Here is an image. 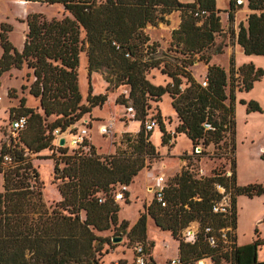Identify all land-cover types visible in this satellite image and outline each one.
I'll return each instance as SVG.
<instances>
[{
	"label": "trees",
	"instance_id": "obj_1",
	"mask_svg": "<svg viewBox=\"0 0 264 264\" xmlns=\"http://www.w3.org/2000/svg\"><path fill=\"white\" fill-rule=\"evenodd\" d=\"M48 5H61L65 16L46 19L40 14L26 17L27 31L21 51L9 43L5 34L0 35L3 53L0 57V76L12 68L26 65L28 77L33 80L29 95L38 100L39 112L25 108L20 100L19 117H26V126L15 139L3 142L0 147V174L3 183L0 192V264H100V257L108 253L104 245L111 238L100 236L114 229L125 234L130 244L139 243L154 264L147 242V216L160 231L169 232L178 241L179 264H192L211 257L218 264L221 260L231 264H264L258 261V248L264 238L237 246L236 199L264 195V185L238 186L235 156L230 162L231 175L213 170L211 175L195 177L186 167L175 174L164 189L165 206L155 199L144 207L137 221L128 230L129 223L119 222V204H128V193L121 201L114 196L119 187H127L146 167V161L156 157V148L150 142L152 131L145 126L155 121L161 133V146L177 134H184L196 148L198 144L217 145L227 132L231 133V151L236 150L235 135V74H238L239 92L250 91L263 76L261 69L245 64L235 70L233 57L228 72L210 63L211 56L222 53L216 49L210 55L200 56L207 65V86L202 87L186 72L192 65L191 57L203 53L214 45L222 32L220 10L216 0H23ZM229 0L227 32L245 55L264 56V0ZM245 5L250 13L245 24L232 27L236 11ZM178 11L180 24L171 32L168 51L182 57L181 65L164 63L159 57L157 43H150L145 32L147 26L169 24L168 16ZM7 31V30H4ZM84 34L82 38L81 35ZM85 52L89 82L86 104L78 86L80 54ZM189 59L190 61L187 62ZM151 70H159L169 81L154 85L147 78ZM101 73L108 83V91L128 88V94L119 95L115 102L132 110L133 120L139 122L136 134L125 133L122 142L127 148L116 147L113 154L98 156L90 144L89 152L76 150L68 155L67 147H60V161H55L54 179L60 201L49 210L42 197V183L29 159L30 154L53 150L54 131L64 133L96 106H102L106 94L93 95L91 74ZM182 78L188 86L181 89ZM229 89L228 92L226 89ZM164 95L171 99L178 124L174 133H168L160 111L147 120L150 102H160ZM246 113H261L255 101H240ZM54 117V120H47ZM15 120V119H13ZM12 120V121H13ZM210 123L214 130H206ZM89 124L84 123L83 126ZM69 134V133H68ZM264 161V152L260 154ZM62 163L63 167H59ZM219 185L230 195L227 213L213 212L222 195ZM102 200L99 202V200ZM192 223L199 230L193 242L182 239V231ZM206 228L217 239L215 247L205 241ZM225 234L226 238H222Z\"/></svg>",
	"mask_w": 264,
	"mask_h": 264
},
{
	"label": "rangeland",
	"instance_id": "obj_2",
	"mask_svg": "<svg viewBox=\"0 0 264 264\" xmlns=\"http://www.w3.org/2000/svg\"><path fill=\"white\" fill-rule=\"evenodd\" d=\"M219 6L225 5L224 0H217ZM223 9V8H221ZM245 5L239 8L235 15L240 17V14H248ZM29 14H40L46 19L52 18L61 19L65 16L64 9L61 5H48L36 2L23 3L21 0H0V35L5 34L9 43L17 51H21L25 39V33L27 31L26 17ZM179 12H173L168 16L169 24H159L157 27L147 26L146 31L148 36L152 40H156L160 43L169 41L170 30L175 26L176 17L179 16ZM223 25H228V20L225 19V14L222 11ZM235 16V21L236 20ZM238 19V18H237ZM228 23V24H227ZM220 33L216 38L220 37L217 43L206 49L203 53L197 54L191 57L193 61L192 65L186 66V72H189L191 76L200 83L204 78L206 71V65L203 61H200V56L210 55L215 52L216 49H222L224 45H233L234 39L230 34ZM7 30V31H4ZM84 37V34L81 35ZM174 48L171 51H160L159 57L164 63L171 65H181L182 57L174 52ZM222 51V50H221ZM3 53L0 45V57ZM233 57L235 70L237 66L245 64H252L255 68L263 71L262 78L256 82L253 88L248 92H239L238 88V74H235L234 84L235 88V125L236 136L235 144L236 151H231V133L227 132L223 141L217 145L209 144L203 146L198 144L196 148H193L191 141L184 134H177L172 137L169 143L165 146H161V133L159 126H155L151 136L150 142L156 148V157L146 161V167L141 170L138 175L133 179V182L129 185V188L133 192V197L129 201V205L124 202H118L120 205L119 216L123 215L128 220H132L138 213L143 210L144 203L146 201L153 200L152 193L146 190L147 186H152L154 183V177L163 175L166 184L169 180L183 167H187L195 177H203L211 175L213 170L222 171L227 176L231 175L230 162L236 158V172L238 180L241 186L248 184H262L264 185V166L263 160L260 159V154L264 152V56L258 55H245L242 51ZM187 62H189V59ZM229 58L226 54L215 56V63L213 61V55L211 56L210 63L222 66L227 72L229 70ZM30 70L26 65H23L21 69L12 68L9 71L3 73L0 76V147L3 142L9 143L12 139H15L19 133L11 130V121L19 117L21 111H19L20 100L25 99V108H33L35 111H40L38 108V100L33 98L28 93V89L23 90L22 86L28 87L33 78L28 77ZM91 92L93 95L106 94V100L102 106H96L91 109L90 117L88 114L84 115L81 120L76 122L73 126L67 129L62 134H54L53 150H43L37 154H30L29 159L33 168L36 170L39 181L42 183V197L43 202L49 210L56 207L60 201V194L57 189V185L60 181L54 179V163L60 161L62 154L58 151L59 138L66 137L65 144L62 147H67V154H73L76 150L70 145V134L78 131L85 123L93 125L90 131V142L95 148V153L98 156H106L113 154L116 147L122 149L127 148L126 142H122L123 135L125 133L136 134L137 132H131L127 126L131 125L138 127L137 123L128 120L133 118L128 115L125 110L126 107L119 105L115 102L119 95L128 94V88L125 86L111 91L108 89V83L104 80L101 73L93 72L91 74ZM147 78L154 85H165L169 80L161 74L159 70H151L147 74ZM170 82V81H169ZM78 86L82 96V104H85L86 96L88 94L89 82L87 76V61L85 52L80 54L79 68H78ZM188 86L186 79L182 78V84L180 88L183 90ZM228 92V88L226 89ZM239 92V93H238ZM255 101L261 108V113L247 114L246 108L240 103V101ZM151 108L148 110L147 120L154 118L158 111L163 116V123L168 133H174V130L178 124L174 110L171 106V101L168 95H164L160 102H150ZM54 117L49 118L47 121L51 122ZM119 121H125V129L118 131L121 128ZM247 124L244 125V123ZM100 126H111L110 134L103 135L100 133ZM69 133V134H68ZM59 167H63L60 163ZM179 172H176V168H180ZM148 171V172H147ZM147 175V177H146ZM152 175V176H150ZM150 176V177H149ZM148 183L145 184V181ZM3 178L0 174V192L2 191ZM151 191V190H149ZM149 203V204H150ZM237 238L239 242H246L250 239L252 234H255V229H258V234L264 237V199L247 197H240L237 202ZM263 221V222H262ZM192 223L188 228L182 231V239L187 242H193L196 239L199 227L195 230ZM199 226V225H198ZM129 229V226L127 230ZM101 237L111 238L110 245H104L103 251L108 250V253L103 257H100V264H136L134 261V255L137 245L139 243L130 244L129 239L125 234H119L114 229L100 233ZM121 237L122 240L118 243H113L112 238ZM147 242L153 243V248L149 246V251L152 253L157 264H170L171 260H178V241L174 240L170 234L164 231L156 229L153 221H149V228L147 234ZM121 248V249H120ZM118 250L123 251V256L119 255L118 258L125 259L124 262H114L111 259H106L115 253H119ZM257 259L264 261V245L260 246L257 252ZM117 260V259H116ZM206 263L217 264L211 257H205L202 260ZM196 262L192 264H196ZM156 264V263H154ZM218 264H231L229 261L221 260Z\"/></svg>",
	"mask_w": 264,
	"mask_h": 264
},
{
	"label": "built area",
	"instance_id": "obj_3",
	"mask_svg": "<svg viewBox=\"0 0 264 264\" xmlns=\"http://www.w3.org/2000/svg\"><path fill=\"white\" fill-rule=\"evenodd\" d=\"M238 4H241V0L238 1ZM202 87L207 86V81L206 78H204L200 82ZM129 114L132 116V110L130 108L125 109ZM26 117H18L15 120L11 121V130L13 132H19L23 130L26 126ZM87 124V123H86ZM156 126L155 121H149L146 123V130L147 131H153L154 127ZM204 128L206 130H214L212 128L210 123H204ZM99 131L103 135L110 134L111 132V126H101L99 128ZM54 134H59L58 130L54 131ZM71 136V141L70 145L73 149L75 150H84L85 152H89L90 148V129L89 125L83 126L81 129L78 131L70 134ZM66 142V141H65ZM166 187V181L164 179L163 175H159L155 177V185L152 188L153 189V199L156 200L161 206H165V201H164V189ZM128 187L126 185H122L119 187V190L116 192L114 199L116 201H121L125 198V193H127ZM216 189L219 191V193L222 195L221 200L213 207V212L216 213H227L229 208H230V195L228 193H225L224 188L221 186L217 185ZM102 200L100 199L99 202ZM205 232L208 234H205V241L208 243L209 246L215 247L217 243V239L214 235L210 234L211 229L206 228ZM222 238L225 239L226 236L225 234H222ZM134 261L136 264H148V258L145 255L143 248L141 246H137L136 252L134 255ZM170 264H179L178 260H171L169 262ZM196 264H210L206 263L203 261H198Z\"/></svg>",
	"mask_w": 264,
	"mask_h": 264
},
{
	"label": "crops",
	"instance_id": "obj_4",
	"mask_svg": "<svg viewBox=\"0 0 264 264\" xmlns=\"http://www.w3.org/2000/svg\"><path fill=\"white\" fill-rule=\"evenodd\" d=\"M181 2H183V3H192L194 0H180ZM225 1V5L223 6V7H221V6H219V4H218V2H217V0H216V6H217V8L220 10V13H219V16H220V21H221V28H222V32L221 33H226V29H227V27H228V25H226V26H224L222 23H223V20H222V16H223V14H222V11L224 12V14H225V19L227 20V12H226V10L228 9V2H229V0H224ZM241 2H242V4L243 3H245L246 4V2H247V0H241ZM221 8H223V9H221ZM245 11V10H244ZM245 12H248V14L250 13V11L248 10V8L246 7V11ZM247 14V15H248ZM236 15H238V14H236ZM235 15V16H236ZM247 15L246 14H240V17L239 16H236V20L237 21H235V16H234V22H233V24H232V27H233V29L235 30V32H237L238 31V25L240 24V23H243V24H245V20H246V17H247ZM238 18V19H237ZM179 24H180V14H179V16H177L176 17V21H175V26L170 30V37H169V41H167V42H165V44L163 43H160V42H158V41H156V40H152L150 37V43H157L158 44V48H157V50H158V52H160V51H168V48H169V46H170V41H171V32L173 31V30H175V29H177L178 28V26H179ZM228 24V23H227ZM145 32L147 33V31H146V29H145ZM219 39H220V37H218V38H216L215 39V42L217 43V41H219ZM222 53L220 54V56L221 55H223V54H226L227 55V57L230 59L231 58V56H233V55H237L238 53H240V51H242V49L240 48V46L236 43V41L234 40V42H233V45L232 46H230V45H224L223 47H222ZM243 52V51H242ZM215 56L216 55H214L213 56V61H214V63H215ZM222 67V66H221ZM237 67H240V66H237ZM206 73H207V65H206V71H205V74H204V76H206ZM258 82V81H257ZM256 83V82H255ZM254 83V84H255ZM239 93V92H238ZM170 101H171V99H170ZM85 104H86V102H85ZM175 113V112H174ZM257 113V112H256ZM250 114H253V113H250ZM128 115L129 116H131V114H129L128 113ZM249 115V114H248ZM175 116H176V113H175ZM163 117V116H162ZM88 118L89 119H91V117H90V113L88 114ZM86 122V120H84V123ZM128 122L129 123H133V122H135V123H137V125H138V127H135V126H132V128H131V125L129 126H127V128H128V130L129 131H131V132H137L138 131V129H139V126H140V124H139V122H137V121H134L133 119H131V120H128ZM119 123L121 124V128H119V130L118 131H123L124 129H125V121H119ZM245 124H247V122H245L244 123V125ZM91 127L93 128V125L91 126V125H89V129H90V131H91ZM101 127V126H100ZM236 136V135H235ZM60 138H64V139H66V137H60ZM59 138V139H60ZM90 144H91V142H90ZM92 145V144H91ZM236 151V150H235ZM235 160H236V158H235ZM262 165L264 166V162H262ZM181 169V167L180 168H176V172L175 173H177V172H179V170ZM148 172V171H147ZM150 176H152V175H150ZM149 176V177H150ZM146 177H147V175H146ZM236 182H237V185L238 186H241V184L239 183V180H238V175H237V172H236ZM148 183V181H147V178H146V181H145V184H147ZM154 185H155V177H154V183H153V185L152 186H147V188H146V190L148 191V192H150V193H152V195H153V187H154ZM249 185V184H248ZM246 186V185H245ZM149 190H151V191H149ZM127 193H128V201H131V199H132V197H133V192L131 191V189L129 188V186H128V189H127ZM240 197H246V196H238L237 197V199H236V206H237V202H238V199L240 198ZM248 198V197H247ZM253 198H258V199H264V195H262V196H259V197H253ZM253 198H249V199H253ZM149 203H150V201H149V199H148V201H146L145 203H144V206H143V210L142 211H138V213H137V215L132 219V220H128L125 216H123V215H121V216H119V213H118V220H119V222H122V221H126V222H128L129 223V228L130 227H132L133 226V224L137 221V219L139 218V216H140V214L141 213H143L144 212V207L145 206H147V205H149ZM125 204V203H124ZM127 205V204H126ZM129 205V204H128ZM120 206V205H119ZM236 212H237V208H236ZM149 221H153L149 216H147V234H148V228H149ZM264 221V220H263ZM262 221V222H263ZM154 223V222H153ZM237 225H238V221H237ZM156 227V226H155ZM194 229L196 230L197 228H198V223H195L194 224ZM156 229H158V230H160L159 228H157L156 227ZM258 230V229H257ZM165 232V231H164ZM167 234H170L169 232H166ZM235 234H236V244H237V246H243V245H246V244H249V243H252L257 237L255 236V234H252L251 235V237H250V239L248 240V241H246V242H239L238 241V238H237V227H236V231H235ZM258 237L260 238V239H262V238H264V237H262V236H260V234H258ZM121 249V248H120ZM259 249V248H258ZM118 254L117 253H115V254H113V255H111V256H109V257H106V259H111V261H114V262H124V261H127V260H123V259H121V258H118L119 257V255H121V256H123L124 254H123V251L122 250H118ZM151 256H152V258H153V261L157 264V262H156V260H155V258H154V255H153V251H152V253H151ZM117 259V260H116ZM258 261H261V260H259L258 259ZM115 264H117V263H115Z\"/></svg>",
	"mask_w": 264,
	"mask_h": 264
},
{
	"label": "water",
	"instance_id": "obj_5",
	"mask_svg": "<svg viewBox=\"0 0 264 264\" xmlns=\"http://www.w3.org/2000/svg\"><path fill=\"white\" fill-rule=\"evenodd\" d=\"M58 143H59V146H60V147L64 146V144H65V139H64V138H60ZM121 240H122L121 237H118V238H117V237H114V238H112V242H113V243H118V242H120Z\"/></svg>",
	"mask_w": 264,
	"mask_h": 264
},
{
	"label": "bare ground",
	"instance_id": "obj_6",
	"mask_svg": "<svg viewBox=\"0 0 264 264\" xmlns=\"http://www.w3.org/2000/svg\"><path fill=\"white\" fill-rule=\"evenodd\" d=\"M21 1H22L23 3H25V4L27 3L26 1H23V0H21Z\"/></svg>",
	"mask_w": 264,
	"mask_h": 264
}]
</instances>
